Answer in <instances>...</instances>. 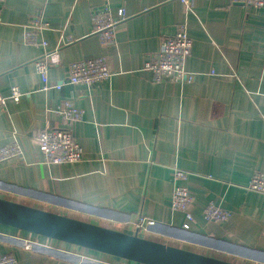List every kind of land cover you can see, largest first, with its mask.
<instances>
[{"label":"crops","instance_id":"obj_1","mask_svg":"<svg viewBox=\"0 0 264 264\" xmlns=\"http://www.w3.org/2000/svg\"><path fill=\"white\" fill-rule=\"evenodd\" d=\"M123 9L115 42L92 35L93 13ZM34 17L48 25L45 48L23 43ZM187 24L191 81L155 83L144 63ZM54 54L43 91L33 61ZM103 57L112 73L86 87L65 84L68 65ZM23 94L0 109V147L16 141L18 159L0 163V198L234 264H264V195L247 190L264 175V8L227 0H4L0 5V93ZM66 101L79 123L57 113ZM82 158L46 165L34 136L67 128ZM173 169L193 202V222L170 209ZM208 203L229 213L207 222ZM137 216L155 222L138 231ZM39 242L31 249L24 241ZM49 240V241H48ZM18 264H134L0 225V255Z\"/></svg>","mask_w":264,"mask_h":264},{"label":"built area","instance_id":"obj_2","mask_svg":"<svg viewBox=\"0 0 264 264\" xmlns=\"http://www.w3.org/2000/svg\"><path fill=\"white\" fill-rule=\"evenodd\" d=\"M190 9L191 0H175ZM208 1V0H206ZM4 0H0V5ZM229 4H241L254 8H264V0H227ZM123 9L117 11L116 16H112L107 10L93 13L92 15V35L96 36L102 45H111L115 42L116 27L126 20ZM48 25L40 18L34 17L25 27L23 43L28 46H39L43 49L46 43L42 39V33ZM192 39L188 35L186 23L178 25L173 36L161 42L157 52L152 54L144 63L143 69L151 73L155 83L165 79L173 83L191 81L193 75L186 73L185 63L191 54ZM54 54L44 52L33 61L35 72L39 75L43 91L49 89L59 90L61 84L50 86L48 83V65L52 62ZM112 73L108 67L107 60L103 57L80 60L68 65L65 84L84 85L91 87L94 84L108 80ZM23 94L18 87L10 89V94L4 96L0 93V109H3L7 101L18 102ZM57 113L69 124L79 123L83 120L84 111L76 108L70 101H66L59 108ZM37 150L43 157L46 165L61 166L74 164L81 160L82 149L77 139L67 128H50L38 132L32 139ZM21 155V148L16 141L0 147V163L18 159ZM188 177V173L180 169H173L172 181L174 188L172 191L170 209L174 212L182 213L185 218L183 229L187 230L193 222L191 207L193 199L187 189L179 183H183ZM247 190L264 195V175L254 173L251 177ZM203 218L207 222L224 223L229 218V213L213 203H208L203 210ZM154 221L145 217L137 216L134 227L140 231L146 226H153ZM41 244L37 242L24 241L23 248L31 249L32 245ZM0 264H18L17 259L10 254L0 255Z\"/></svg>","mask_w":264,"mask_h":264},{"label":"water","instance_id":"obj_3","mask_svg":"<svg viewBox=\"0 0 264 264\" xmlns=\"http://www.w3.org/2000/svg\"><path fill=\"white\" fill-rule=\"evenodd\" d=\"M0 225L134 264H234L1 198Z\"/></svg>","mask_w":264,"mask_h":264},{"label":"rangeland","instance_id":"obj_4","mask_svg":"<svg viewBox=\"0 0 264 264\" xmlns=\"http://www.w3.org/2000/svg\"><path fill=\"white\" fill-rule=\"evenodd\" d=\"M73 219V218H72ZM91 224V223H90ZM49 241V240H48ZM37 243H39V242H37Z\"/></svg>","mask_w":264,"mask_h":264}]
</instances>
